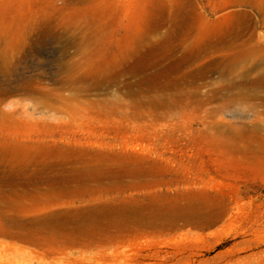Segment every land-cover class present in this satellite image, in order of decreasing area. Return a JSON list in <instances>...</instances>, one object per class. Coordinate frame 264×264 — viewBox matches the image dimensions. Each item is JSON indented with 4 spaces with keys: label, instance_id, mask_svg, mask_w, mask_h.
Instances as JSON below:
<instances>
[{
    "label": "rangeland",
    "instance_id": "374dc122",
    "mask_svg": "<svg viewBox=\"0 0 264 264\" xmlns=\"http://www.w3.org/2000/svg\"><path fill=\"white\" fill-rule=\"evenodd\" d=\"M0 264H264V0H0Z\"/></svg>",
    "mask_w": 264,
    "mask_h": 264
},
{
    "label": "bare ground",
    "instance_id": "6f19581e",
    "mask_svg": "<svg viewBox=\"0 0 264 264\" xmlns=\"http://www.w3.org/2000/svg\"><path fill=\"white\" fill-rule=\"evenodd\" d=\"M194 1V0H193ZM182 8V9H181ZM103 9V8H102ZM183 2L180 3V8L179 10L175 13V15L172 17V20H174L176 23H178L179 20L183 21L184 23H186L185 21V16H184V11H183ZM103 12V11H102ZM177 19V20H176ZM97 23V19L95 20ZM94 24V23H93ZM98 25V24H97ZM95 26V25H94ZM233 35V34H232ZM221 43V44H220ZM217 47L218 48H223L222 50H224V45L225 43L220 42ZM244 56H246L244 53H241L240 56H236L233 59H231V63H237L238 61L242 60L244 58ZM245 59V58H244ZM228 70V69H227ZM241 140V139H240ZM246 141V140H245ZM237 143H239V139L238 141H236ZM247 142V141H246ZM234 144V143H233ZM236 144H234L235 146ZM238 146V144H237ZM234 148V147H233ZM232 148V149H233ZM243 149V148H242ZM237 150V148H236ZM240 150V149H239ZM235 151V150H234ZM238 153V151H237ZM239 211V210H237ZM121 221L125 222L127 221V217L126 216H122V217H118ZM68 219V216H61L59 214H51L48 217H46L45 219H41V220H34V223L39 225L40 227H48V228H57L58 226H60L64 220ZM33 223V224H34ZM78 226V225H77ZM84 228V227H83Z\"/></svg>",
    "mask_w": 264,
    "mask_h": 264
}]
</instances>
